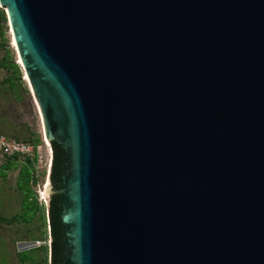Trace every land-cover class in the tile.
Masks as SVG:
<instances>
[{
    "label": "water",
    "instance_id": "obj_1",
    "mask_svg": "<svg viewBox=\"0 0 264 264\" xmlns=\"http://www.w3.org/2000/svg\"><path fill=\"white\" fill-rule=\"evenodd\" d=\"M66 153L61 264H264V0H0Z\"/></svg>",
    "mask_w": 264,
    "mask_h": 264
},
{
    "label": "rangeland",
    "instance_id": "obj_2",
    "mask_svg": "<svg viewBox=\"0 0 264 264\" xmlns=\"http://www.w3.org/2000/svg\"><path fill=\"white\" fill-rule=\"evenodd\" d=\"M12 42L5 10L0 7V134L30 145L27 160L6 161L0 156V264H49L48 245L31 244L48 241L51 151ZM25 165L28 188L19 178Z\"/></svg>",
    "mask_w": 264,
    "mask_h": 264
},
{
    "label": "trees",
    "instance_id": "obj_3",
    "mask_svg": "<svg viewBox=\"0 0 264 264\" xmlns=\"http://www.w3.org/2000/svg\"><path fill=\"white\" fill-rule=\"evenodd\" d=\"M65 152L55 142L51 144V161L50 162V183L53 188L60 185V174L61 170V159L65 156ZM16 159L15 156L12 158H6V161ZM27 160V158H24ZM19 178L25 187L28 188V182L30 181L29 170L27 166H23L20 171ZM57 181V182H56ZM48 228H49V264H61L63 257L65 256V248L62 241L63 226L59 219V208H58V195H52L49 198L48 204Z\"/></svg>",
    "mask_w": 264,
    "mask_h": 264
},
{
    "label": "built area",
    "instance_id": "obj_4",
    "mask_svg": "<svg viewBox=\"0 0 264 264\" xmlns=\"http://www.w3.org/2000/svg\"><path fill=\"white\" fill-rule=\"evenodd\" d=\"M29 145H26L20 140L15 138H9L0 134V156L6 158H12L13 156L19 158L21 156H27L29 154ZM48 245V241L45 242ZM44 241L34 240L31 246L43 245Z\"/></svg>",
    "mask_w": 264,
    "mask_h": 264
},
{
    "label": "flooded vegetation",
    "instance_id": "obj_5",
    "mask_svg": "<svg viewBox=\"0 0 264 264\" xmlns=\"http://www.w3.org/2000/svg\"><path fill=\"white\" fill-rule=\"evenodd\" d=\"M15 138V137H14ZM15 139H17V140H20V141H22L23 143H25L26 145H29L25 140H22V139H19V138H15ZM51 144H52V142H51ZM51 144L49 145V148H50V151H51ZM29 148H30V145H29ZM66 154V153H65ZM26 156H21V157H19V158H17V157H15L16 159H24ZM65 157H66V155L65 156H63L62 157V159H61V170H62V172H61V174H60V185H58L57 187H55V188H53V186H52V184L50 183V162H48L49 163V169H48V172H47V178H48V181H49V187H50V190L51 191H53V190H56L57 188H59L60 186H61V175L65 172V163H64V161H65ZM6 158V157H5ZM50 161H51V159H50ZM57 182V181H56ZM52 195H58V197H59V194H57V193H50V195H49V198L52 196ZM49 198H48V200H47V210H48V204H49ZM48 219H49V214H48ZM48 232H49V229H48ZM46 240L47 239H44L43 241H44V244L46 245ZM49 242H50V236H49V234H48V247H49ZM43 244V245H44ZM65 248V247H64ZM64 252H65V255H66V253H67V250H66V248H65V250H64ZM65 257V256H64ZM63 257V258H64Z\"/></svg>",
    "mask_w": 264,
    "mask_h": 264
},
{
    "label": "bare ground",
    "instance_id": "obj_6",
    "mask_svg": "<svg viewBox=\"0 0 264 264\" xmlns=\"http://www.w3.org/2000/svg\"><path fill=\"white\" fill-rule=\"evenodd\" d=\"M12 41H13V39H12ZM12 44H14L13 42H12ZM17 57H18V55H17ZM18 60H19V57H18ZM19 63H20V60H19ZM21 65V64H20ZM24 73V72H23ZM24 78H25V80H26V82H27V79H26V76H25V74H24ZM27 84H28V82H27ZM30 89V88H29ZM46 141V140H45ZM47 142V141H46Z\"/></svg>",
    "mask_w": 264,
    "mask_h": 264
}]
</instances>
